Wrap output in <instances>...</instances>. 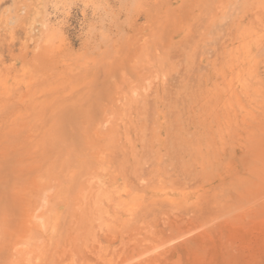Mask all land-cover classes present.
<instances>
[{
	"label": "rangeland",
	"instance_id": "obj_1",
	"mask_svg": "<svg viewBox=\"0 0 264 264\" xmlns=\"http://www.w3.org/2000/svg\"><path fill=\"white\" fill-rule=\"evenodd\" d=\"M0 264H264V0H0Z\"/></svg>",
	"mask_w": 264,
	"mask_h": 264
}]
</instances>
